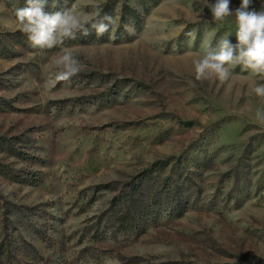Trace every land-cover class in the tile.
<instances>
[{"label": "rangeland", "instance_id": "rangeland-1", "mask_svg": "<svg viewBox=\"0 0 264 264\" xmlns=\"http://www.w3.org/2000/svg\"><path fill=\"white\" fill-rule=\"evenodd\" d=\"M94 2L115 39L66 40L86 67L52 87L60 48H32L12 23L25 0H0V216H24L51 264H264V76L194 78L235 18L214 0L46 11Z\"/></svg>", "mask_w": 264, "mask_h": 264}, {"label": "clouds", "instance_id": "clouds-1", "mask_svg": "<svg viewBox=\"0 0 264 264\" xmlns=\"http://www.w3.org/2000/svg\"><path fill=\"white\" fill-rule=\"evenodd\" d=\"M53 0L52 7H55ZM253 0H240L236 8L231 7V0H214L208 4L214 21H224L234 17L236 23V43L230 40L231 33H225L215 43L209 44L202 55L193 61L194 78L205 81L215 78L221 83L228 82L233 75V68L240 66L254 76H264V7L257 10ZM49 0H25V6L14 12V31L27 37L32 48H60L51 63L55 72L51 79L52 87L60 82H71L86 67V63L64 47L66 40H76L79 35L87 36L94 30L97 37L111 32L117 18L103 13L98 3L91 5L92 11L76 9L75 6L60 11H46ZM194 37V32L186 34ZM251 92L264 98V83L256 84Z\"/></svg>", "mask_w": 264, "mask_h": 264}, {"label": "trees", "instance_id": "trees-1", "mask_svg": "<svg viewBox=\"0 0 264 264\" xmlns=\"http://www.w3.org/2000/svg\"><path fill=\"white\" fill-rule=\"evenodd\" d=\"M24 216H0V264H51V261L30 242L17 226H23Z\"/></svg>", "mask_w": 264, "mask_h": 264}]
</instances>
